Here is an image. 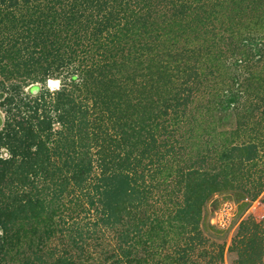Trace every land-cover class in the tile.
Wrapping results in <instances>:
<instances>
[{
	"label": "trees",
	"instance_id": "obj_1",
	"mask_svg": "<svg viewBox=\"0 0 264 264\" xmlns=\"http://www.w3.org/2000/svg\"><path fill=\"white\" fill-rule=\"evenodd\" d=\"M0 109V264H264V0H0Z\"/></svg>",
	"mask_w": 264,
	"mask_h": 264
},
{
	"label": "rangeland",
	"instance_id": "obj_2",
	"mask_svg": "<svg viewBox=\"0 0 264 264\" xmlns=\"http://www.w3.org/2000/svg\"><path fill=\"white\" fill-rule=\"evenodd\" d=\"M57 81L59 82V86L52 87L50 86L49 82L47 86L51 90L59 89L61 83L60 80ZM35 88L37 89V92L33 93V90ZM42 89L43 86L41 84H35L25 88L24 89L25 92L23 93L27 94L28 92H30L35 96ZM5 120H6V114L5 112H3V110L0 109V129L4 126ZM229 127L230 125L228 126V128ZM2 154L7 155V152L1 150L0 155ZM214 200H216V203H213ZM213 202L209 203L206 208L208 222L211 226H214L216 229L223 232H227L224 239H226L227 244L230 245L231 239L235 235L236 229L238 227V223L240 222L241 219H244L247 216L252 215V213L255 211V208L258 206V202L253 203L251 208L241 218H238L237 216L238 205L234 202L233 199L230 198L229 195H218L213 199ZM260 210H263V208L261 207ZM232 261H233V257L230 254L226 253L224 263L222 264H232Z\"/></svg>",
	"mask_w": 264,
	"mask_h": 264
},
{
	"label": "water",
	"instance_id": "obj_3",
	"mask_svg": "<svg viewBox=\"0 0 264 264\" xmlns=\"http://www.w3.org/2000/svg\"><path fill=\"white\" fill-rule=\"evenodd\" d=\"M49 84H50V86H52V87H57V86H59V82H58V81L54 82V81L49 80ZM36 92H37V89L35 88V89L33 90V93H36Z\"/></svg>",
	"mask_w": 264,
	"mask_h": 264
},
{
	"label": "bare ground",
	"instance_id": "obj_4",
	"mask_svg": "<svg viewBox=\"0 0 264 264\" xmlns=\"http://www.w3.org/2000/svg\"><path fill=\"white\" fill-rule=\"evenodd\" d=\"M51 81H54V82H56L57 80H51Z\"/></svg>",
	"mask_w": 264,
	"mask_h": 264
}]
</instances>
